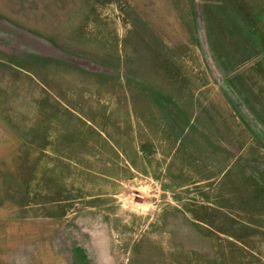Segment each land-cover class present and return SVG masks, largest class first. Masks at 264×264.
<instances>
[{"label":"rangeland","instance_id":"obj_1","mask_svg":"<svg viewBox=\"0 0 264 264\" xmlns=\"http://www.w3.org/2000/svg\"><path fill=\"white\" fill-rule=\"evenodd\" d=\"M0 264H264V0H0Z\"/></svg>","mask_w":264,"mask_h":264}]
</instances>
